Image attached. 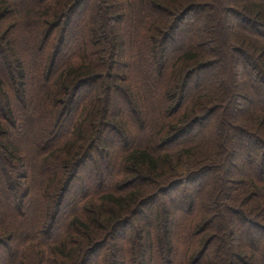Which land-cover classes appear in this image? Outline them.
<instances>
[{
	"label": "trees",
	"instance_id": "obj_1",
	"mask_svg": "<svg viewBox=\"0 0 264 264\" xmlns=\"http://www.w3.org/2000/svg\"><path fill=\"white\" fill-rule=\"evenodd\" d=\"M180 1L0 0V264H264L263 137L236 128V240L206 191L215 164L176 177L219 151L233 92L264 130V0ZM210 28L246 48L216 49ZM236 54L247 95L227 80Z\"/></svg>",
	"mask_w": 264,
	"mask_h": 264
},
{
	"label": "rangeland",
	"instance_id": "obj_2",
	"mask_svg": "<svg viewBox=\"0 0 264 264\" xmlns=\"http://www.w3.org/2000/svg\"><path fill=\"white\" fill-rule=\"evenodd\" d=\"M173 1L174 0H162L163 4L165 3V5L169 9L178 10L179 5ZM206 1L208 2V0ZM228 1L237 2V0H222L219 3L221 5H224V3L228 4ZM183 2L185 3L187 2V0L180 1L179 3H183ZM222 18L223 19L226 18L224 16V13H222ZM227 18H229V21H228L229 24L234 22L235 18H233L232 15L227 16ZM208 22H210V20L208 21L203 20L202 25L206 26ZM207 36L210 38H213V37L216 38V43L212 44V46H214L216 49H217V46L218 48H222L225 51H231L228 49L229 46L230 48L239 46L238 48L239 50H241L240 47H242L243 49L246 48L244 46H241L242 44L240 42H237V44L236 42L235 43L231 42L230 44V41L228 40V35H224V30L222 31V33L221 32L214 33L213 29L210 28ZM105 40L107 39L105 38ZM16 41H17V45H16L17 51H20L19 50L20 47L22 48L25 47V43H23L21 39H18ZM230 59L232 60V64L235 65V71L237 75L234 79L235 82H233L232 78L227 77V80L231 82L232 86L235 84V86L238 89V92H241L247 95L246 90L248 89L245 87L246 78L244 77V69L241 67V65L243 64L242 61L243 60L247 61V57L236 54L234 59L233 58H230ZM253 59L256 60L254 57ZM3 61L5 62L7 60L3 59ZM259 61L260 60L258 59V61L256 62H259ZM224 66L227 68L228 61L226 62ZM262 66L264 67V65ZM219 79L221 81V77H219ZM227 83L225 82V87L227 86L228 88L229 83L228 85ZM230 94H232V92ZM224 95H225V92H224ZM224 97L225 96L220 97V100L218 102H220ZM225 99H227V97H225ZM220 104H222L224 108H227L226 111H223L224 108L222 110L224 113V117H221L222 111L218 113L219 115L216 114L215 116L218 117V121L213 127H211V134L213 135L211 139L214 143L218 145L219 151L215 153L214 150L206 149V148L201 149L202 151L197 152L196 154L194 153L195 151H192L193 154L184 156L179 162V165L176 170V172L178 173L176 177L180 178V177L186 176L191 170L199 167V165L215 164V168L216 170L218 169V171L213 176L210 177L209 182L207 183L208 186L206 188V191L208 193L213 192L216 196H218V199L216 201V206L213 209L218 210V213L223 215V221L226 223V226L230 228V232L227 234V237L228 239H230V242H231V239L236 240L238 237L237 235L240 233V222H239L238 217L240 216L241 213H233L229 211L228 209H225V204H227L228 206L231 205L232 208H237L234 210H241V207L239 206V202H238V193H239L238 190L236 189L235 185L232 184L231 181L226 182V180L229 179V172L227 171L230 170V167L232 170V166H231L232 162L235 161L237 154L238 156L241 155L242 149H243L242 147L243 143L245 144L246 142H248V140H246L243 137V133L239 132L236 128L238 127L241 129L249 128L250 130L255 131L254 132L255 135L257 134L258 137L261 136L263 138H264L263 136L264 130H257L255 128H252L248 122L244 121V118L246 116L245 117L243 116L245 115V113H242L243 109L241 111H238L236 109L237 107L239 108L243 106L246 107L249 104L246 105V100L235 95V92H233L232 96L228 97L226 101L220 102ZM112 106H114L113 94H112ZM112 110L113 109H111V113H112ZM25 144H27L26 141H25ZM231 150L234 153V155L230 154ZM252 151L254 152V150ZM238 160L239 159H237L236 161ZM237 171H239V167L237 168ZM232 172L235 174V171L232 170ZM184 185L182 184L181 188H183ZM255 199L256 197H253L250 200H255ZM220 224H222V221H217L215 222L214 225L218 226Z\"/></svg>",
	"mask_w": 264,
	"mask_h": 264
}]
</instances>
